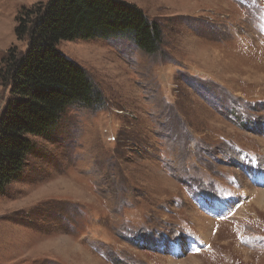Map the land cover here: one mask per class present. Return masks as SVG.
Listing matches in <instances>:
<instances>
[{"label": "rangeland", "instance_id": "obj_1", "mask_svg": "<svg viewBox=\"0 0 264 264\" xmlns=\"http://www.w3.org/2000/svg\"><path fill=\"white\" fill-rule=\"evenodd\" d=\"M126 1L162 51L57 45L105 103L32 138L0 195V264H264V0ZM38 2L0 0V61L25 50L16 16ZM9 98L0 81V114Z\"/></svg>", "mask_w": 264, "mask_h": 264}, {"label": "trees", "instance_id": "obj_2", "mask_svg": "<svg viewBox=\"0 0 264 264\" xmlns=\"http://www.w3.org/2000/svg\"><path fill=\"white\" fill-rule=\"evenodd\" d=\"M14 33L27 46H11L0 61V81L10 87L0 114V195L25 168L32 138L52 132L71 106H104L88 72L58 50L61 41L129 36L147 54L163 47L160 23L126 0L38 2L20 9Z\"/></svg>", "mask_w": 264, "mask_h": 264}, {"label": "bare ground", "instance_id": "obj_3", "mask_svg": "<svg viewBox=\"0 0 264 264\" xmlns=\"http://www.w3.org/2000/svg\"><path fill=\"white\" fill-rule=\"evenodd\" d=\"M254 204L263 205L264 204V191H254ZM203 227V226H202Z\"/></svg>", "mask_w": 264, "mask_h": 264}, {"label": "snow or ice", "instance_id": "obj_4", "mask_svg": "<svg viewBox=\"0 0 264 264\" xmlns=\"http://www.w3.org/2000/svg\"><path fill=\"white\" fill-rule=\"evenodd\" d=\"M192 247L194 248V250H195V251H199V249H198V248H195V246H194V245H193Z\"/></svg>", "mask_w": 264, "mask_h": 264}]
</instances>
